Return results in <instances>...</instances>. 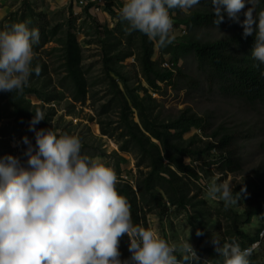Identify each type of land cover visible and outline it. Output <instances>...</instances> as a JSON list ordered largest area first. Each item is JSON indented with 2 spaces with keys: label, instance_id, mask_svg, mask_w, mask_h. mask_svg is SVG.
<instances>
[{
  "label": "trees",
  "instance_id": "16d2710c",
  "mask_svg": "<svg viewBox=\"0 0 264 264\" xmlns=\"http://www.w3.org/2000/svg\"><path fill=\"white\" fill-rule=\"evenodd\" d=\"M20 12L10 13L0 23V31H8L15 23L26 22L30 29L39 30L38 44L33 45L34 56H39L45 51L49 56H55L58 60L59 70L64 76L56 83L50 73L49 64H40L39 76L33 73L30 77L36 81L44 78L42 86H26L22 93L0 91L1 101L6 100L14 122L0 129V157L4 156L2 143L4 138L17 137L22 134L34 133L29 130V122L39 109L45 111L44 104H52L59 101L65 94L74 102L85 104L89 95V82L83 66V48L74 33L75 19H69L65 23L51 25L48 21L42 23L29 5ZM198 10L191 11L182 22L188 30L210 28L219 29L225 36L216 40L203 42L184 38L181 41H173L166 47H159L161 55L171 56L172 69L180 74L178 63L181 59L193 55L202 68L207 86L210 90L225 97L238 98L249 105L264 108V64H260L252 56L255 45V32L245 37L242 27L245 19L244 12L251 5H245L243 13H239V22H235L224 13V20L219 25L214 23L217 17L214 15L211 0H200ZM107 10L117 18L113 31L108 28L105 34L113 41L103 42V60L106 68V76L109 78L110 99L102 105V113L117 112V121H109L101 124V134L107 136L118 147L117 153L130 155L135 160L137 178L135 183L120 180L116 185L117 192L125 197L130 204V212L133 225L148 227L150 214L163 217L169 206L183 209L192 213L195 220L213 217L207 202L199 198L202 177L212 175L209 166L215 165L221 173L223 180L229 174L241 172L245 166L244 154L255 155L254 142L249 145L239 143V140H247L244 133L236 135L225 134L219 138V134L207 135L210 127L207 119L190 110L182 111L175 118H162L155 112L158 103L151 98V94L140 96L136 89L128 85V79L115 68L116 64L132 55V53L118 51L127 28V22L120 19V13L113 9V4L108 3ZM264 10V0H259L256 5V15ZM182 10L170 9L169 14L175 21V16H180ZM176 14V15H172ZM176 27L180 24L176 23ZM117 29L116 33L114 31ZM140 37L139 62L143 77L150 88L160 91L159 82L174 85V73L172 69L163 68L161 64L154 63V50L156 41L150 40L139 31H132ZM126 38V37H125ZM131 47L132 35L126 38ZM54 47L46 49L49 44ZM121 52V53H119ZM34 58L32 63L36 61ZM37 64L32 66L35 68ZM197 85L195 84V87ZM147 92V89H144ZM29 97H36L38 103H32ZM51 114L45 113V120L38 123L37 129H47ZM3 114L0 113V121ZM24 129V131H22ZM192 130L201 131L186 138ZM262 129L255 126L249 127L247 136L256 141L258 148L264 150V137ZM62 135L64 133H57ZM202 135L206 138H214L213 142H204V148L196 147L198 141L202 142ZM218 137V139H217ZM245 142V141H244ZM85 145L81 143L82 155H87ZM215 151V152H214ZM201 156H210L212 159L206 163V167H194L186 160H198ZM118 162L124 161L117 154ZM256 181L251 179L253 191L244 196L243 212L238 213L230 207L218 209L216 214L223 215L227 224L222 237L217 238L221 244L231 242L233 238L240 244L241 249L248 248L258 243V247L248 258L250 264H261L259 260L260 247L263 244L260 233L264 230V164L262 162L254 171ZM241 189H236L240 193ZM259 219L261 226L257 233H247L243 227ZM120 259L128 260L129 264H136L131 260L129 251V237L125 234L120 238ZM199 261L192 264H224V258L218 256L215 245H210L199 251Z\"/></svg>",
  "mask_w": 264,
  "mask_h": 264
},
{
  "label": "clouds",
  "instance_id": "9594fccd",
  "mask_svg": "<svg viewBox=\"0 0 264 264\" xmlns=\"http://www.w3.org/2000/svg\"><path fill=\"white\" fill-rule=\"evenodd\" d=\"M63 2V0H62ZM259 0H247L244 12L245 37L255 32L252 56L264 64V10L256 13ZM200 0H124L120 19L126 31H139L158 47L177 39L170 9L187 13ZM216 25L224 13L239 22L246 0H211ZM39 30L19 22L8 31H0V91L22 93L30 76H39V64L33 68V45L38 44ZM264 75V73H262ZM45 120L37 110L29 122L35 145L24 136L27 147L21 156L0 157V264H129L121 260L120 238L129 237L131 260L136 264H192L199 261L187 240L169 243L151 228L133 225L130 204L116 190L118 177L100 159L81 153L78 136L58 135L50 128L35 126ZM20 142H15L18 147ZM241 192H245L242 188ZM206 196L220 200L225 207L235 205L241 194L233 196L230 181L213 180ZM204 233L196 230V236ZM190 235V233H189ZM264 237V232L260 233ZM215 251L224 264H250L249 257L257 244L241 249L235 238L231 242L213 238ZM179 252L178 259L174 253Z\"/></svg>",
  "mask_w": 264,
  "mask_h": 264
},
{
  "label": "rangeland",
  "instance_id": "374dc122",
  "mask_svg": "<svg viewBox=\"0 0 264 264\" xmlns=\"http://www.w3.org/2000/svg\"><path fill=\"white\" fill-rule=\"evenodd\" d=\"M84 1L88 4L81 6L70 0H63V2L62 0H0V23L10 13L20 12L26 4L34 10L38 15L36 18L42 23L48 21L51 25H58L65 23L70 18L75 19L74 33H76L78 41L83 48V66L89 82L88 99L85 104L81 105L79 103H74L68 97V94H65L59 101L53 102L52 104H44V115L48 112L51 114V120L48 122L50 124L47 128H50V130L55 133H68L78 136L81 143L86 146L85 152L87 156L100 159L107 166L113 168L117 174L118 182L120 180H125L135 183L138 175L137 168L135 167V160L128 154L117 153L118 147L111 139L101 134L100 125V123L105 124L106 122L117 121L118 119L117 112L111 111L108 114L102 113V105L107 103L110 99L109 78L106 76L102 43L113 41L112 38L109 39L105 34V30L108 28L110 31H113L117 24V18L113 17L107 10L108 3L113 4V9L120 13L124 0H102L104 4L99 7L98 12L89 9L88 5L91 4V0ZM247 4L246 0L245 5ZM198 9L199 7L195 5L187 13L182 11L180 16H175L176 21L173 23V28L179 33L176 39L177 41H181L187 37L192 40L209 42L216 41L225 36V33L216 28L188 30L182 20L187 17L191 11ZM240 13L243 12L241 11ZM176 23L180 24V26L176 27ZM181 26L185 28V34L179 31ZM116 31L117 29L114 33H116ZM130 35H132L131 47L126 50V45H129L126 38H129ZM125 37H122L123 42L118 51H129L132 55L116 64L115 68L128 79V85L136 89L140 96L151 94V98L155 99L158 103V106L155 107V112L161 115L162 118H175L182 111L188 109L209 121L210 127L206 131L207 135L217 133L220 138L225 134L235 133L239 135L244 133L247 140L240 139L239 143L249 145L254 142L255 144L254 156H249L246 153L244 154L246 163L241 172L229 174L228 177L223 180L216 166L211 165L209 166V171H211L212 175L202 177L199 198L204 199L211 209L213 217L209 222L207 219L195 220L192 218V213L189 211L169 205L166 215L163 217H159L155 214H150L148 216V227L169 243L179 244L181 240H187L189 236V243L194 247L198 255L199 251H202L203 248L210 245L214 237H222V233L225 229L224 226L227 224L222 214L219 215V217L216 214V211L223 208L225 203L220 200L213 201L206 196L209 184L213 180H215L217 184L228 180L230 181L232 193L236 189L244 188L245 192H240L241 199L238 203L228 206L238 213L243 212L244 196L251 193L254 189L251 179L257 180L254 171L261 162L264 164V150L258 148L256 141L248 137L246 132L249 127L255 126L257 129H262L261 132L264 137V108L252 106L241 99L225 97L210 90L207 86L204 72L193 55H189L180 60L178 67L181 73L177 74V70L172 69L171 56L161 55L160 49L156 43L152 61L159 65L161 64L162 67L165 62L169 64L170 70L172 69L174 73L175 86L159 82L160 91L153 92V89L148 86L143 77L139 62L140 37L137 33L131 32L125 33ZM54 46L55 44L51 43L46 46V49ZM34 58L37 59L31 66H34V64L40 65L44 62L49 64V70L55 85L58 80L64 76L63 72L58 68V60L54 55L49 56L45 51H42L41 55L34 56ZM43 79L44 78L41 77L36 81L30 77L27 86L36 85L41 87ZM195 84L197 85L196 87ZM144 89L148 91L145 92ZM1 99L0 95V113L3 114V118L0 121V129L14 122V118L11 116L6 100L1 101ZM29 99L32 103L39 102L36 97H29ZM24 129L25 128H23L22 131H24ZM195 133L202 134L201 131L192 130L186 135V138H189ZM24 136H27L32 141L33 145H35L34 133L22 134V132H20L17 137L4 138L5 143H2L3 150H1L5 153L3 155L21 156L22 159L26 160V157L22 156L23 149L27 147L22 143V138ZM201 140L202 142L198 141L196 147L204 148V142L215 141L214 138H206L203 135ZM15 142H20L18 147L13 146ZM117 154H119L124 161L118 162ZM211 159L210 156H201L198 160L188 159L186 162L197 168H208L206 167V163ZM260 226V220L254 219L252 224L245 225L243 228L246 229L247 233L254 234L257 233ZM197 229H200L204 234L199 237L196 236ZM262 241L263 244L260 247L258 255L260 263L264 264V237H262ZM174 254L178 259L181 258L179 252Z\"/></svg>",
  "mask_w": 264,
  "mask_h": 264
},
{
  "label": "built area",
  "instance_id": "2783aa9c",
  "mask_svg": "<svg viewBox=\"0 0 264 264\" xmlns=\"http://www.w3.org/2000/svg\"><path fill=\"white\" fill-rule=\"evenodd\" d=\"M21 1H24V0H21ZM70 1H71V2H74V3H76V4H79V5H81V6H84V5H87V4H88V3L85 2L84 0H70ZM102 4H104L102 0H100V1L91 0V4L88 5V6H89V9H90L91 11L98 12V11H99V7H100ZM172 19H173V18H172ZM174 22H175V20L173 19V23H174ZM182 30H183V31H182ZM179 31H180L181 33L185 34V28H183L182 26H181V29H179ZM163 68L170 69V66H169L168 63L165 62V63H163ZM262 232H264V230H263ZM260 236H261V235H260ZM256 244L258 245V243H256Z\"/></svg>",
  "mask_w": 264,
  "mask_h": 264
}]
</instances>
